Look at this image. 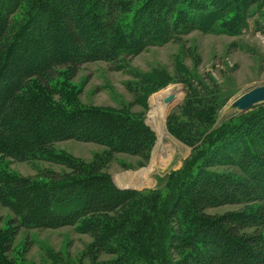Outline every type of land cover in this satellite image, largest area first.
Segmentation results:
<instances>
[{"label": "trees", "instance_id": "16d2710c", "mask_svg": "<svg viewBox=\"0 0 264 264\" xmlns=\"http://www.w3.org/2000/svg\"><path fill=\"white\" fill-rule=\"evenodd\" d=\"M126 6L124 0H90L84 7L81 0H0V159L47 162L68 172L46 170L36 179L0 173V204L12 214L14 226L11 240L4 238L7 251L21 229L72 226L103 249L112 240L111 229L119 226L112 228L109 216L118 222L134 202L135 192L120 191L107 175L55 153V144L92 143L105 147L108 159L117 154L148 159L152 134L141 121L122 113L57 106L53 81L58 72L73 79L86 64H117L192 31L208 32L241 7H264V0H143L132 21L119 23ZM177 9L185 11L176 14ZM244 127L236 140L242 159L235 163L247 170V179L212 174L194 180L179 197L182 181L172 186L159 209L148 202L143 218L131 212L122 218L125 239L143 245L139 258L170 264L166 254L148 248L160 244L161 214L166 221L181 215L192 226L191 236L187 229L177 244L173 232L169 235L170 247L189 250L180 264H264V115ZM227 148L217 155L226 159ZM246 205L255 207L217 217L206 214L212 208Z\"/></svg>", "mask_w": 264, "mask_h": 264}, {"label": "rangeland", "instance_id": "374dc122", "mask_svg": "<svg viewBox=\"0 0 264 264\" xmlns=\"http://www.w3.org/2000/svg\"><path fill=\"white\" fill-rule=\"evenodd\" d=\"M124 2L128 6L120 12L119 23L132 21L143 0ZM87 3L90 0H81L82 7ZM176 11L179 14L185 10ZM62 48L65 50V45ZM93 49L91 43L88 52ZM17 53L18 50L14 57ZM55 77L54 103L60 108L85 107L122 113L141 121L152 134L148 159L143 161L122 154L108 159V150L92 143L55 144V153L107 175L120 191L135 192L134 202L125 214L117 217L118 222L114 221L116 217L109 216L111 227L119 226L111 229L112 240L104 242L100 250L91 236L72 226L54 230L21 229L7 251L4 240H11L13 216L0 204V264H158L139 258L144 251L142 243L125 239L126 221L120 224L122 218L127 219V213L143 218L148 202L159 209L172 194V186L182 181L176 193L179 197L194 180L212 174L238 180L249 177L247 170L235 163L242 159V148L236 140L246 129L245 124L264 115V103L242 114L236 113L231 104L245 93L264 86V7H241L238 14L226 15L208 32L192 31L176 42L149 48L117 64H86L73 79L64 70ZM171 90H176L175 94L166 96ZM170 97L175 98L164 105ZM155 114L156 127H161L158 132L149 124L151 120L154 122L151 117ZM235 131L239 134H233ZM224 148L228 160L217 155ZM224 160L232 163H220ZM46 170L59 175L68 173L52 163H12L0 159V173L36 179ZM254 207L222 206L209 209L206 214L217 217L240 209L251 211ZM159 218L162 226L157 227L156 233L160 244L148 246L149 251L166 254L170 264H180L189 250L170 247L169 235L173 232L175 244L187 229L191 236L189 219L178 215L166 221L161 214ZM136 232L137 237L141 235V231Z\"/></svg>", "mask_w": 264, "mask_h": 264}, {"label": "water", "instance_id": "95a60500", "mask_svg": "<svg viewBox=\"0 0 264 264\" xmlns=\"http://www.w3.org/2000/svg\"><path fill=\"white\" fill-rule=\"evenodd\" d=\"M175 97L167 98L164 101V105L170 104ZM264 103V86L255 88L244 95H242L240 98L235 100L231 107L232 109L238 113H246L247 111L253 109L254 107L263 104Z\"/></svg>", "mask_w": 264, "mask_h": 264}, {"label": "bare ground", "instance_id": "6f19581e", "mask_svg": "<svg viewBox=\"0 0 264 264\" xmlns=\"http://www.w3.org/2000/svg\"><path fill=\"white\" fill-rule=\"evenodd\" d=\"M172 91V90H171ZM175 92H176V90H174V91H172V92H169V93H166V96H171V95H173V93L175 94ZM154 117H151V119H154V122L151 120L150 122L151 123H149L154 129H156V131L158 132V130L159 131H161V127L158 129V127H156V125H157V123H156V120H155V117H157L156 116V114L155 115H153ZM155 124V125H154ZM163 132V135H166L165 133H164V131H162Z\"/></svg>", "mask_w": 264, "mask_h": 264}]
</instances>
